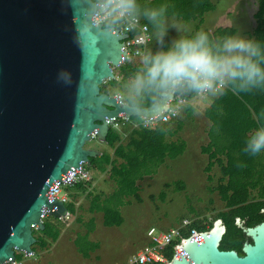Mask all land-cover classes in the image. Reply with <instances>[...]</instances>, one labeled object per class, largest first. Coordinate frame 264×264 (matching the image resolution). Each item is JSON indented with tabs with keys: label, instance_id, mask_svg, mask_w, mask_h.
<instances>
[{
	"label": "water",
	"instance_id": "95a60500",
	"mask_svg": "<svg viewBox=\"0 0 264 264\" xmlns=\"http://www.w3.org/2000/svg\"><path fill=\"white\" fill-rule=\"evenodd\" d=\"M98 9L96 0H0V264L33 251L40 216L68 212L52 190L99 154L85 147L93 133L104 141L117 116L158 115L177 97L173 89L132 109L101 91L126 60L131 33L94 23ZM224 231L215 220L183 239L168 264H264V221L244 229L252 241L242 256L219 249Z\"/></svg>",
	"mask_w": 264,
	"mask_h": 264
},
{
	"label": "trees",
	"instance_id": "16d2710c",
	"mask_svg": "<svg viewBox=\"0 0 264 264\" xmlns=\"http://www.w3.org/2000/svg\"><path fill=\"white\" fill-rule=\"evenodd\" d=\"M146 1L155 7L159 6L161 1L166 0ZM170 1L171 10L166 11L164 15H175L183 21L198 19L201 22L204 12L212 7L209 0ZM137 3L141 2L137 0ZM154 7L151 6L148 9ZM255 18L256 26L253 31L248 33V37L264 43V0H258ZM141 20L148 25L149 31H155L147 19ZM115 22L107 20L103 25L111 27ZM137 31L134 30L132 33ZM203 31L209 35V46L213 52H216L220 46L219 39L233 36L236 32L233 27H218L214 31L207 29ZM194 36L195 33H190L183 37ZM162 48H169L165 41ZM145 54L146 52L143 56ZM139 57L141 58V56L129 55L124 63L114 68L115 74L116 71L121 73V79L107 80L100 86L101 91L108 92L110 87L122 88L121 84L125 83L127 77L135 76L137 71L143 68L142 61L136 59ZM174 94L189 100L195 97L196 91L175 89ZM159 97L144 92L140 97L134 99L138 101L139 107H146L156 103ZM261 109H264V93L234 95L231 91H227L219 97L212 96L209 106L204 111L205 117L211 122L210 129L207 131L209 141L201 147V152L206 153L208 159L205 171L207 172V179L212 180L213 177L208 172L213 165L219 166L218 183L210 190L218 193L224 202L225 209L219 210L211 220H192L190 227L199 230L205 229L206 224L212 226L215 220L221 219L225 231L218 244L219 249L235 250L240 256L244 254L242 251L244 243L252 241L244 229L264 221V152L252 156L243 151L246 140L259 127L254 113L259 115ZM182 110L185 111L186 115H190L194 108L191 103L187 102L179 109V115ZM178 116L168 123H159L153 128H131L128 125H123L121 130H118L112 126L109 127L104 143L113 149L112 152L103 151L100 154L90 156L88 163L84 165L88 172H104L113 180V191L105 198L103 205L99 203L101 194L88 191L91 187V180L76 181L67 186L66 189L79 192L86 191L87 195L91 197V209L102 210L103 223L106 226L120 225L123 222V217L118 210V205L130 196L137 201L141 199L136 181L144 174L153 173L152 169L162 163L165 158H176L186 149V141L182 137L177 136L175 139H170L183 127L182 118ZM130 119L138 121L139 117L130 116ZM93 139L97 140V138ZM119 159H122V162ZM168 184L166 182L164 185ZM178 184V190L184 188L182 181L179 180ZM162 194H164L163 190L158 193V196H162ZM68 202L66 204L69 211H73V204ZM44 225L43 230L35 232L50 237L52 241L55 240L58 231L52 230L53 223L47 224L44 220ZM164 254L169 261L172 260L171 248L167 247Z\"/></svg>",
	"mask_w": 264,
	"mask_h": 264
},
{
	"label": "rangeland",
	"instance_id": "374dc122",
	"mask_svg": "<svg viewBox=\"0 0 264 264\" xmlns=\"http://www.w3.org/2000/svg\"><path fill=\"white\" fill-rule=\"evenodd\" d=\"M256 1L249 0L247 3L246 0H236V3L232 4L234 10H230L232 14L227 17L224 12L229 10L227 8L230 6V2H234V0H213L215 9L205 13L201 23L198 20L195 24L188 22L185 30L192 32L193 28L197 30L204 29V27L214 29L218 26H231L237 32H240V30H244L250 25V14L248 12H250V7H255ZM218 13H222L224 16H219ZM155 40L157 39L155 38ZM121 85L122 88H125V85ZM116 91H118L116 87L108 89V93L111 95H114ZM205 98L209 100L210 96ZM196 112L197 109L194 108L192 114L186 115L184 111L178 116L182 118L183 127L177 134L186 141V149L181 156L169 159L173 165L169 164L168 168L164 166L161 168L162 165L154 167L152 170L156 171L151 175L153 181H147V178H145L140 183L144 187L142 188L139 185L138 192L141 200L136 202L132 199L131 210L122 212L124 222L121 225L105 226L101 223V219L99 222H83L82 227L79 225L81 230H87L85 233L87 235L80 234L75 241L80 251L89 255V245L92 241H97L100 248L98 251L99 258L103 259V264H112L113 262L124 264L127 263L130 254L136 253L144 244L148 243L146 230L150 226L155 225L159 229H167L170 225H178L184 218L191 221L195 219L204 221L207 219L206 221H208L214 218L219 210L225 209L224 202L220 199L218 193L212 189L210 190L211 187L217 185L220 171L218 166H215L214 170L208 172L212 175V180L207 179V172L205 171L208 161L207 154L201 152V146L208 141L206 135L207 124L203 116ZM200 123H204V125ZM208 128L210 129V127ZM175 136L177 137V135H174L173 138ZM92 140L96 141V139ZM96 174V172L95 174L89 172L91 183ZM179 180L184 185L181 190L177 188ZM166 182L169 184L165 186ZM67 186L61 187L60 196L66 193ZM96 187H98V184ZM161 190L164 194L160 198L158 193ZM150 195H152L151 199ZM99 203L103 205L105 199L100 197ZM53 219V217L47 216L45 222L49 224ZM53 222L58 223L56 219ZM59 224H55L54 227L51 226L52 230L60 233ZM92 227L91 232L90 228ZM33 234L37 235V241L32 244L35 255L31 257L18 251L15 255L17 261L22 264H76L72 259L67 258L63 261L54 260L55 256L53 254L56 255L63 246L61 241L56 244L55 248H53L54 246L51 248V241H47L46 236L42 233L37 234L35 231H33ZM111 255V262H107V258H110Z\"/></svg>",
	"mask_w": 264,
	"mask_h": 264
},
{
	"label": "clouds",
	"instance_id": "9594fccd",
	"mask_svg": "<svg viewBox=\"0 0 264 264\" xmlns=\"http://www.w3.org/2000/svg\"><path fill=\"white\" fill-rule=\"evenodd\" d=\"M105 7L114 22L126 21L130 27L138 26L143 16L155 29L158 44H163L169 31L164 15L167 6L142 10L137 0H105ZM219 41V48L213 52L209 35L200 31L194 37L173 40L166 50L147 52L142 58L143 68L132 83L136 96L147 92L159 97L173 89L195 90L197 94L213 97L227 91L234 95L264 93V43L243 35ZM129 105L132 109L139 107L136 99L130 100ZM254 116L259 127L248 137L243 149L252 156L264 152V109Z\"/></svg>",
	"mask_w": 264,
	"mask_h": 264
},
{
	"label": "crops",
	"instance_id": "0c3cea01",
	"mask_svg": "<svg viewBox=\"0 0 264 264\" xmlns=\"http://www.w3.org/2000/svg\"><path fill=\"white\" fill-rule=\"evenodd\" d=\"M139 1L141 3H138V4L142 8H150L151 6L154 7V5L148 4V2L146 0H139ZM209 1L211 3L212 7H211L210 10L204 12V14L215 9V4L213 3V0H209ZM248 1L249 0H246L247 3H248ZM170 3H171L170 0L161 1V4L159 6H155L154 8L158 9L160 6H167L166 7V11H169V10H171V4ZM233 3H236V0H234V2H230V6L227 8L229 10L227 12H224V14L227 17H229V15L232 14L230 12V10H234V7L232 6ZM255 4H256L255 7H250V12H248L250 14L249 15V19H250L249 24L250 25L248 26V28H246L244 30H240V32H237V30L233 27L236 30V32H235V34L233 36L243 35L245 37H248V33L253 31V29L256 26L255 12H256L257 7H258V0L256 1ZM216 12H217V10H216ZM204 14H203V16H204ZM218 15L219 16H224L222 13H218ZM165 17L168 20V27H169L168 34H167V36H165L166 39L164 38V41L166 42L167 47L171 46L173 40H175V39H177L179 37H183L186 34H190V33H195L196 34L197 32L203 31L205 29H207L209 31H214L218 27H231V26H218V27H216L214 29L213 28H205L204 27V29L201 28V29H197V30H195V28H193L192 32L191 31L187 32L185 30V27L188 26L187 23L190 22V24H192V23L195 24V22L198 19L197 20L191 19L189 21H183V20L177 18L175 15H168V14H166ZM140 19H143V16H141ZM198 22H199V20H198ZM201 22H202V20H201ZM201 22H199V23H201ZM173 25H175V27H173ZM177 29H179V31ZM155 38L157 39L156 32L155 31L154 32L150 31V41L145 45L144 53L145 52L147 53V52L151 51L154 54L155 52L160 51L161 49H164V48H162L163 44L162 45L158 44V42H157V40H155ZM147 49H148V51H147ZM142 57L143 56H141V58L139 57V58H136V59H138L139 61H142ZM141 70L142 69L137 71L135 76L127 77L125 83L123 84V85H125V88H119L118 91H116V93H121L122 94V96L124 98V102H126L128 104H129V100H132L135 97H137L136 93H135V91H134V89L132 87V83H133L135 77L137 76V74L141 72ZM121 77H122L121 73L120 72H116L115 78L121 79ZM208 96H210L209 100H206V98H203V99L191 98V99H189V103H191L193 108L197 109L196 113H200L203 116V118L205 119V121H206V124H207L206 135L207 136H208L207 131L209 130L208 127H210V125H211V122L209 121V119L206 118L205 115H204V111L209 106L210 101H211V95H208ZM182 112H184V110H182L180 112V114ZM201 125H204V123L201 124ZM176 135L178 136V134H176ZM173 136L174 135H172L170 137V139H175L176 138V136H175V138H173ZM208 141H209V138H208ZM85 147L90 148V149H92L94 151H97V152H99V154L101 152H103V151L112 152V150H113L110 147H108V145L106 143H104L103 140H96V141L91 140V141H89V142H87L85 144ZM181 155H179V156H181ZM169 159H172V158H168V157L165 158V160L162 163L158 164V166L162 165L161 168L163 166L165 168H168L169 164L173 165L171 163V161H169ZM121 160L122 159H119L120 162H122ZM206 165H207V163H206ZM215 166H218V165H216V164L213 165L211 170L212 169L214 170ZM218 168H219V166H218ZM155 171L156 170H154L153 173ZM219 171H220V169H219ZM95 172L97 174H99V175L97 176V174H96L93 177V181L91 183V187L88 189V191H90V192H92L94 194H95V192L98 193V194H101V198L105 199L113 191V188H114L113 180H111L108 177V175L106 173H104V172L90 171V174H95ZM153 173L144 174L142 177H140L136 181V185L138 186V189H139V185H140V187H142V185L140 183L145 178H147V181L148 180L149 181H153L152 180V176H151ZM97 184H98V187H96ZM150 186L152 187V184ZM142 188H144V187H142ZM66 192H67V194H68V196L70 198L68 203H72L73 204V207H72L73 211H69V209L67 207V204H65V206L67 208V211L69 212V217L67 219L66 218L65 219L56 218L57 222L60 223L59 224V228H61V231H60V233H58L57 238L52 241L50 239V237H47V236L45 237L47 239V241H51V244H50L51 248H52V246H54L53 248H55L56 244L58 242H60V241L63 244V246L59 249L58 253L56 255L53 254V256H55L54 260L58 259L59 261H63V259L67 258V259H70V260L72 259L73 262L76 263V264H103V259L99 258L98 251H99L100 248H99V243L97 241H92V243L89 245V249H90L89 250L90 251L89 255L86 254L85 252L80 251L79 248L77 247V245L75 244V239H77L80 236V234L87 235V234H85L87 232V230H84V229L81 230L83 222H92V221L93 222H95V221L99 222V220L101 219V223L103 225H105L103 223V212H102V210L96 209V208L93 209V210L91 209V204H92V202L90 201L91 197H89L87 195L86 191L85 192H82V191L79 192V191L66 190ZM151 197H152V195H150V199H151ZM159 197L161 198V196H159ZM132 199L134 201H136V202H140V200H141L140 199L139 201H137L131 196L128 197L126 201H124L122 204L118 205V210L121 213V215H122V212L123 213L124 212H129L131 210V203H133ZM53 218L55 219V217H53ZM53 220L50 221L51 223H53V225L58 224L56 222H53ZM123 222H124V219H123ZM173 225H175V224H173ZM173 225H170L169 227H171ZM112 226H116V225H112ZM117 226H119V225H117ZM153 226H155V225H153ZM92 229H93V227L90 228L91 232H92ZM160 229H164V228H160ZM35 237L37 238V235H35ZM144 246H145V244L143 245V247ZM143 247H141L140 249H142ZM48 250H50V249H48ZM136 253L130 254L128 256V261H126L127 263H124V264H130V262H129L130 258ZM111 259H112V255H111L110 258H107L106 261L107 262H111ZM108 264H111V263H108ZM112 264H115V263L113 262Z\"/></svg>",
	"mask_w": 264,
	"mask_h": 264
},
{
	"label": "built area",
	"instance_id": "2783aa9c",
	"mask_svg": "<svg viewBox=\"0 0 264 264\" xmlns=\"http://www.w3.org/2000/svg\"><path fill=\"white\" fill-rule=\"evenodd\" d=\"M97 2L103 3L105 7V0H96ZM108 9L105 7V10L102 12L101 9L97 10V15L94 16V23H105L107 20H113V17L108 16ZM119 27L120 33H132L134 30H138L125 37L122 42H124L123 49L126 50V58L129 55L131 56H143L145 45L150 41V31L148 25L140 19L139 25L135 27H130L126 21H116L113 25V29ZM209 94H197L194 98L203 99ZM117 101L120 103L124 102V98L121 93L114 94ZM189 100L176 97L174 100H170L165 104V108L161 111L160 114L150 116V117H139V120H132L130 116H117L112 122H109V126L114 127L115 129L121 130L123 125H128L131 128L141 127V128H153L159 123H168L171 119L178 116L179 109ZM92 138H96L95 133L92 134ZM85 163H82V168L85 171L83 174L78 171L75 174H72L73 183L80 180L88 181L90 180V175L87 170L84 168ZM71 182H60L53 190L52 195L56 200H60L66 204L69 201V196L67 192L64 195H59L62 186L72 185ZM49 216L48 213H44L40 216V220L44 222L45 218ZM69 217V212L61 216L62 219H67ZM60 218V219H61ZM191 220L184 218L177 225L169 227L168 229H159L155 226H150L146 230V237L148 243L140 249L136 254H134L129 262L130 264H148V263H162L168 264L170 261L164 254V251L167 247L171 248L172 255L174 256L177 252L176 249L179 248L180 242L183 239L190 237L193 234L199 232L208 231L213 227L209 224L205 225V229H196L190 227ZM214 223V222H213ZM32 231H39L38 225L34 224L31 226ZM25 254L24 251H19ZM16 255V251H15ZM35 252L32 251L27 256H34ZM172 256V258H173ZM5 264H22L20 261H17L16 256L9 263Z\"/></svg>",
	"mask_w": 264,
	"mask_h": 264
}]
</instances>
